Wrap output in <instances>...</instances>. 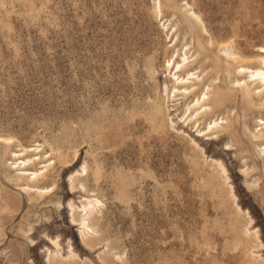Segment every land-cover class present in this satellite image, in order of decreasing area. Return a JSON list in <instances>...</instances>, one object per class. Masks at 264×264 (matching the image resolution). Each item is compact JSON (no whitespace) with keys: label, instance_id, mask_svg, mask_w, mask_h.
Instances as JSON below:
<instances>
[{"label":"rangeland","instance_id":"rangeland-1","mask_svg":"<svg viewBox=\"0 0 264 264\" xmlns=\"http://www.w3.org/2000/svg\"><path fill=\"white\" fill-rule=\"evenodd\" d=\"M253 69L264 0H0V264H264Z\"/></svg>","mask_w":264,"mask_h":264},{"label":"bare ground","instance_id":"bare-ground-1","mask_svg":"<svg viewBox=\"0 0 264 264\" xmlns=\"http://www.w3.org/2000/svg\"><path fill=\"white\" fill-rule=\"evenodd\" d=\"M220 46V45H219ZM222 47H223V45H222ZM222 47H220L219 49H221ZM203 53H205V52H203ZM206 54V53H205ZM226 53L224 52L223 54L222 53H220V56H222V55H225ZM236 57V56H235ZM249 59H251L250 57H249ZM253 59V58H252ZM244 60V59H243ZM178 67V66H177ZM238 67H241V66H238ZM246 69V68H245ZM183 70H187V68H185V69H183ZM248 72H250V73H252V76H258V77H260V79L261 80H263V78H264V71H262V69L261 70H259V69H253V70H250V71H248ZM219 77H220V75H219ZM221 81V78H220V80L218 81V82H220ZM264 82V81H263ZM238 85V83H236V82H233L232 84H231V87H236ZM238 96V95H237ZM207 98H209V97H207ZM263 105V104H262ZM260 132V131H259ZM254 137V136H253ZM208 139H212V137H210V138H208ZM263 151V150H262ZM64 168H63V170H66V166H63ZM34 173V172H33ZM26 185L27 186H29L28 188L30 189V188H33L34 189V187L37 185V183L36 182H29V183H26ZM21 188H23L22 186H21ZM42 190V189H41ZM45 190V189H44Z\"/></svg>","mask_w":264,"mask_h":264}]
</instances>
